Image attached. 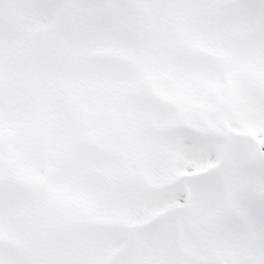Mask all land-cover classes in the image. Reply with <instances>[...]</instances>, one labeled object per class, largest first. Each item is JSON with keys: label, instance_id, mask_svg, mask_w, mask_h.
Returning <instances> with one entry per match:
<instances>
[{"label": "snow or ice", "instance_id": "snow-or-ice-1", "mask_svg": "<svg viewBox=\"0 0 264 264\" xmlns=\"http://www.w3.org/2000/svg\"><path fill=\"white\" fill-rule=\"evenodd\" d=\"M0 264H264V0H0Z\"/></svg>", "mask_w": 264, "mask_h": 264}]
</instances>
